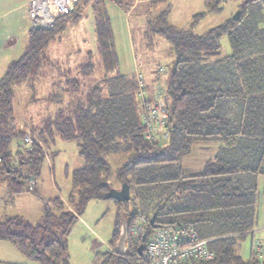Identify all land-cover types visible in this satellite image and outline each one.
Segmentation results:
<instances>
[{"label":"trees","instance_id":"trees-1","mask_svg":"<svg viewBox=\"0 0 264 264\" xmlns=\"http://www.w3.org/2000/svg\"><path fill=\"white\" fill-rule=\"evenodd\" d=\"M109 2L129 10L135 0H79L69 18L76 22L83 10L90 11L99 56L96 63L90 52L73 70L50 59L48 48L65 29V20H59L51 31L31 27L24 53L0 79V181L7 183L10 196L35 193L37 184L29 190L27 180L38 181L48 158L46 150L57 139L75 142L83 163L71 172L66 202L56 198L45 204L36 224L18 216L0 220V241L11 244L34 264H65L67 238L87 205L108 199L111 189L126 184L129 200L116 203L120 222L124 219L128 227L141 216L153 218L155 229L192 228L209 241L214 254L202 264H264V259L252 253L244 259L239 252L245 236L257 226V181L264 176L261 10L251 14L241 9L236 19L233 16L202 35L168 25L166 12L148 19L147 34L164 39L169 57H174L166 79L168 140L160 145L145 137L135 75L129 78L118 71ZM221 10L220 0H205L206 13ZM224 37L227 54L222 53ZM45 73H56L44 100L57 107L39 125L20 128L14 111L16 88L25 86L35 97ZM159 78L146 80L151 96L156 83L161 84ZM27 133L31 144L26 148ZM195 144L219 147L201 171L184 174L180 162ZM52 153L54 159L56 153ZM111 156H116L115 169ZM120 222L110 240L112 247ZM153 230L149 222L147 234ZM140 246L129 236L127 254L108 251L103 254L105 264H146Z\"/></svg>","mask_w":264,"mask_h":264},{"label":"rangeland","instance_id":"rangeland-1","mask_svg":"<svg viewBox=\"0 0 264 264\" xmlns=\"http://www.w3.org/2000/svg\"><path fill=\"white\" fill-rule=\"evenodd\" d=\"M25 1L27 0H0V78L4 74L6 64L11 60L19 59L22 55L28 30L34 27L30 20H27L29 19L26 16L27 9L26 7L23 8ZM220 1L222 10L217 13L205 12V0H136L137 6L134 12L118 8L111 2L107 3V11L112 22L120 61L119 73L128 75L129 78L135 75H131L133 72V58L128 43L129 35L132 36L136 63L146 65L145 68L142 66L141 68V64L136 66L134 72L139 69L145 75L146 80L154 81V78L157 77L155 71L159 67L170 69L174 57H169V44L151 32L147 34L148 29L145 27L147 19L156 17L162 12L167 14L168 25L178 29H191L195 34L202 35L232 18L241 9L255 14L258 10L262 12L264 8V0ZM63 26L65 29L48 48L50 59L65 69L73 70L85 61L86 54L90 52L93 54L96 63L99 56L97 54L93 17L90 11L83 10L81 17L76 22L68 18ZM5 42H13L18 46L2 59L5 50L2 46ZM221 46L222 53L227 54L228 46L225 37L221 40ZM167 74L166 72V74L161 75L158 80H160L164 92L161 103L169 107L170 101L166 85ZM55 75L56 73L54 75L45 73V77L40 79L36 86L35 97L25 86L16 88L17 98L14 103V111L21 127L39 125L46 118V113L53 112L56 109L55 104H48L44 100L49 96L51 83ZM218 147L216 144H195L190 155L184 157L180 162L182 172L184 174H195L201 171L205 162L214 157ZM15 148L16 143L12 145V149L15 150ZM46 151L53 172L50 171L49 163L46 161L41 169L37 194L42 200L46 201L50 195H54L51 192L53 187L56 186L61 198L67 199L70 190L71 172L82 165V160L78 157L76 143L57 139L51 150ZM52 152L56 153L53 160L51 158ZM115 157H110V164L114 169ZM0 188L2 189V191L0 190V218L2 219L7 216L6 214L12 208L8 209L6 204L10 199L9 194L3 186ZM32 200L21 198L17 205L22 212H25L24 214L28 220L35 223L39 219L35 217V209L37 205H40V201L32 202ZM121 215L118 204L112 199L91 201L80 217L81 220L78 219L67 238L66 252L69 264H105L106 257L103 254L108 251L114 253L113 248L115 245L112 247L110 240L116 225L120 222ZM124 222L126 223L124 219L121 220L120 226ZM129 236L128 227V238ZM261 236H264V234ZM252 242L250 235H246L242 241L240 255L244 259L249 256V246ZM0 261L15 264L22 263V260L19 258L18 261L15 256L0 255Z\"/></svg>","mask_w":264,"mask_h":264},{"label":"built area","instance_id":"built-area-1","mask_svg":"<svg viewBox=\"0 0 264 264\" xmlns=\"http://www.w3.org/2000/svg\"><path fill=\"white\" fill-rule=\"evenodd\" d=\"M79 0H30L27 4V15L33 26L40 30L51 31L59 20H66L77 11ZM264 20V8L261 12ZM168 73L165 67H159L155 73L157 77ZM138 88V98L142 105L141 123L145 128L148 140L158 141L163 145L168 140L167 126L169 124V109L161 103L163 89L161 84L155 86L152 96L147 91L145 75L139 69L135 70ZM31 144L30 133L23 138L24 147ZM16 163L14 162L13 166ZM37 179L27 180L28 189L32 190ZM149 218L137 217L129 227V235L133 242L143 245L146 264H202L213 259L214 254L208 248V240L201 239L192 228L176 227L154 229L147 234ZM144 238V240H142ZM252 254L259 260L264 259V241L254 239Z\"/></svg>","mask_w":264,"mask_h":264},{"label":"crops","instance_id":"crops-1","mask_svg":"<svg viewBox=\"0 0 264 264\" xmlns=\"http://www.w3.org/2000/svg\"><path fill=\"white\" fill-rule=\"evenodd\" d=\"M30 0H27V1H25L24 3H23V8L24 7H26V9L28 10V8H27V4H28V2H29ZM136 6H137V2H136V0H135V2H134V5L129 9V10H127L128 12H134V10H135V8H136ZM22 7V6H21ZM26 16H28V15H26ZM28 18V17H27ZM28 21H29V19H27ZM148 21V19L146 20V22ZM146 24V23H145ZM146 27V26H145ZM114 36H115V34H114ZM28 40H29V30H28V34H27V41H26V43L24 44L25 46H24V51H25V48H26V46H27V44H28ZM115 40H116V38H115ZM14 42V41H13ZM13 42H11V43H4V45L2 46V47H4V51H3V53H4V55L2 56V59L4 58V57H6L8 54H10L14 49H16V47L18 46L17 44L15 45V44H13ZM15 43V42H14ZM128 43H129V45H130V51H131V55H132V58H133V72H132V74L131 75H133V74H135V72H134V69H135V67L136 66H138V65H140L141 63H139V64H137L136 63V59H135V55H134V47H133V41H132V36L131 35H129V38H128ZM115 45H116V41H115ZM24 51H23V53H24ZM22 53V54H23ZM22 56V55H21ZM20 56V57H21ZM19 57V58H20ZM119 57V56H118ZM18 60V59H17ZM13 61H16V60H11L10 62H8V64H6V68H5V71H6V69H7V67H8V65L11 63V62H13ZM157 65V64H156ZM144 67L145 68V66L146 65H144V64H141L140 65V67ZM141 67V68H142ZM5 71H4V73H5ZM4 75V74H3ZM125 75V74H124ZM128 76V75H127ZM2 78V77H1ZM0 78V79H1ZM150 81H152V80H150ZM20 128H23V127H21L20 126ZM11 150H12V152H14L15 150H16V148H15V150H13L12 148H11ZM53 160V159H52ZM46 161L49 163L48 165H49V169H50V171L51 172H53V167H52V164H51V162H50V160H49V158H47L46 159ZM83 164V163H82ZM82 166V165H81ZM80 166V167H81ZM79 167V168H80ZM40 179V178H39ZM39 179H38V183H37V186H36V190H35V193L34 194H32V193H22V194H17V195H15V196H10V194H9V190H8V185H7V183L6 182H3V181H0V187L1 186H3L4 188H5V191L9 194V196H10V199L8 200L9 201V203H8V201L6 202V204L8 205V209L9 208H12V210L10 209L9 210V212L6 214L7 216L5 217V218H8V217H14V216H18V217H22L23 219H25L26 221H28V222H30V223H32L31 221H29L28 220V218H27V216L24 214L25 212H22L18 207V205L17 204H19L18 202H19V200L21 199V198H29L30 200H32V202L34 201V202H39L40 201V205H37L36 206V209H35V217H38L39 219H38V221H36L35 223H32V224H36L37 222H39L40 221V219H41V217H42V214H43V206L45 205V204H47V203H49L50 201H53L54 199H56V198H60L63 202H66V199H63V198H61V196H60V194H58V189H57V187L56 186H54L53 187V190H52V192L51 193H53L54 195L53 196H51L50 195V197L45 201V200H42L39 196H38V185H39ZM257 189H258V219H257V227H256V229L254 230V231H252V232H249L247 235H250L251 237H252V241H253V239H255V238H259L260 240H262V241H264V236H261L262 234H264V176H260L259 178H258V181H257ZM0 190L2 191V189L0 188ZM57 194V196H55ZM28 200V199H27ZM5 218H0V220H3V219H5ZM80 220H81V218H80ZM252 244H250V246H249V256H250V254L252 253ZM240 251H241V246H240ZM239 251V252H240ZM240 254H241V252H240ZM0 255L1 256H15V258L16 259H18V261H19V258H20V260H22V263L21 264H34V263H32L30 260H28V259H26L25 257H22L23 255L21 254V253H18L17 252V250L11 245V244H9V243H7V242H3V241H0ZM248 256V257H249ZM247 257V258H248ZM0 264H15V263H7V262H1L0 261ZM17 264V263H16Z\"/></svg>","mask_w":264,"mask_h":264},{"label":"water","instance_id":"water-1","mask_svg":"<svg viewBox=\"0 0 264 264\" xmlns=\"http://www.w3.org/2000/svg\"><path fill=\"white\" fill-rule=\"evenodd\" d=\"M237 16H239V11L234 16V19H236ZM34 29L40 30V27L34 26ZM107 198L112 199L118 203L128 201L130 198L128 186L126 184H122L120 189H111L107 193ZM150 225L152 226L153 229H155L153 218L150 219ZM127 238H128V226L124 222V223H122V225L119 228V236H118L117 242L113 248V252L115 255L125 256L127 254V247H126ZM142 240H144V238ZM142 248H143L142 246L139 247L140 252L142 251ZM65 264H69V262L66 261Z\"/></svg>","mask_w":264,"mask_h":264}]
</instances>
